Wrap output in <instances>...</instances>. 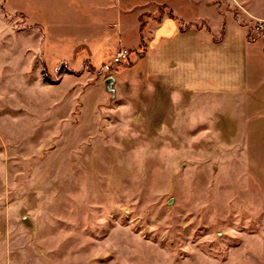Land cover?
<instances>
[{
	"label": "rangeland",
	"instance_id": "374dc122",
	"mask_svg": "<svg viewBox=\"0 0 264 264\" xmlns=\"http://www.w3.org/2000/svg\"><path fill=\"white\" fill-rule=\"evenodd\" d=\"M46 14L0 0V264H264V188L240 128L142 122L140 87L116 82L142 48L115 64L112 32L33 27Z\"/></svg>",
	"mask_w": 264,
	"mask_h": 264
},
{
	"label": "crops",
	"instance_id": "0c3cea01",
	"mask_svg": "<svg viewBox=\"0 0 264 264\" xmlns=\"http://www.w3.org/2000/svg\"><path fill=\"white\" fill-rule=\"evenodd\" d=\"M44 1L30 0L32 8L47 12L46 21L33 24L37 29L70 27L86 42L110 31L102 40L118 45L117 51L142 48L139 55H129L128 60L136 58L116 80L129 87L127 92L140 87L142 122H222L240 128L237 148L245 171L264 188V37L256 38L255 29L264 23V14L247 10L244 0H225L241 12L237 16L218 12L215 0ZM52 2L60 7L56 13L50 10ZM194 4L198 10H182ZM160 6L175 18L165 14L151 26L148 21L158 17ZM140 16L147 17L141 32ZM178 21L192 27L181 30Z\"/></svg>",
	"mask_w": 264,
	"mask_h": 264
},
{
	"label": "trees",
	"instance_id": "16d2710c",
	"mask_svg": "<svg viewBox=\"0 0 264 264\" xmlns=\"http://www.w3.org/2000/svg\"><path fill=\"white\" fill-rule=\"evenodd\" d=\"M158 13H159V15L156 18L157 22H160V20L162 19L163 14H167L169 17L175 18L173 16V14H172V11L169 10V9H167L166 6H160L159 9H158ZM143 17L144 16H140L139 17V21H140V32L145 28V21L143 20ZM178 23L180 25V29L181 30H185L187 28L192 27V25H183L181 21H178ZM129 53H131V52H129ZM129 64H130V62L127 63V65H129ZM88 68L92 70L91 72H96L95 68L93 66H91L89 63H88Z\"/></svg>",
	"mask_w": 264,
	"mask_h": 264
},
{
	"label": "built area",
	"instance_id": "2783aa9c",
	"mask_svg": "<svg viewBox=\"0 0 264 264\" xmlns=\"http://www.w3.org/2000/svg\"><path fill=\"white\" fill-rule=\"evenodd\" d=\"M257 30H264V23H258L256 25ZM129 50L124 49V48H120L116 53L115 56L113 58V63L117 64V63H122L128 60L129 58Z\"/></svg>",
	"mask_w": 264,
	"mask_h": 264
},
{
	"label": "water",
	"instance_id": "95a60500",
	"mask_svg": "<svg viewBox=\"0 0 264 264\" xmlns=\"http://www.w3.org/2000/svg\"><path fill=\"white\" fill-rule=\"evenodd\" d=\"M113 78H108L107 80H106V84H107V86H106V89L109 91V92H111V93H113V88H111V86H112V84H113Z\"/></svg>",
	"mask_w": 264,
	"mask_h": 264
}]
</instances>
